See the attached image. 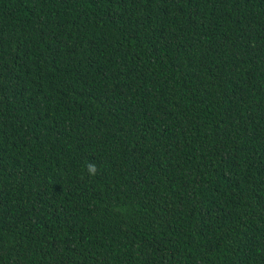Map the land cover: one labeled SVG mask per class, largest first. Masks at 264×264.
I'll return each instance as SVG.
<instances>
[{
	"label": "trees",
	"instance_id": "16d2710c",
	"mask_svg": "<svg viewBox=\"0 0 264 264\" xmlns=\"http://www.w3.org/2000/svg\"><path fill=\"white\" fill-rule=\"evenodd\" d=\"M0 264H264V0H0Z\"/></svg>",
	"mask_w": 264,
	"mask_h": 264
},
{
	"label": "clouds",
	"instance_id": "9594fccd",
	"mask_svg": "<svg viewBox=\"0 0 264 264\" xmlns=\"http://www.w3.org/2000/svg\"><path fill=\"white\" fill-rule=\"evenodd\" d=\"M97 166L94 162L89 161L86 165V172L89 176H95L97 174Z\"/></svg>",
	"mask_w": 264,
	"mask_h": 264
}]
</instances>
